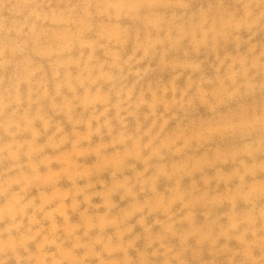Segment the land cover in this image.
Masks as SVG:
<instances>
[{
    "label": "rangeland",
    "instance_id": "374dc122",
    "mask_svg": "<svg viewBox=\"0 0 264 264\" xmlns=\"http://www.w3.org/2000/svg\"><path fill=\"white\" fill-rule=\"evenodd\" d=\"M0 264H264V0H0Z\"/></svg>",
    "mask_w": 264,
    "mask_h": 264
}]
</instances>
